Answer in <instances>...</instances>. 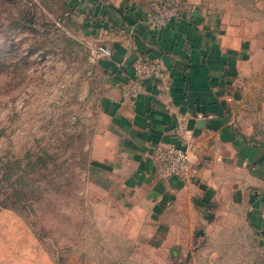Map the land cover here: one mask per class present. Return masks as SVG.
<instances>
[{
    "label": "rangeland",
    "instance_id": "374dc122",
    "mask_svg": "<svg viewBox=\"0 0 264 264\" xmlns=\"http://www.w3.org/2000/svg\"><path fill=\"white\" fill-rule=\"evenodd\" d=\"M85 1L0 0V264H264L257 183L224 206L194 253L152 244L147 206L136 216L104 167L112 69L102 49L119 30ZM146 1L153 12L203 6L240 35L249 58L231 117L264 148V0Z\"/></svg>",
    "mask_w": 264,
    "mask_h": 264
},
{
    "label": "crops",
    "instance_id": "0c3cea01",
    "mask_svg": "<svg viewBox=\"0 0 264 264\" xmlns=\"http://www.w3.org/2000/svg\"><path fill=\"white\" fill-rule=\"evenodd\" d=\"M85 3L105 27L119 30L104 47L112 69L104 167L135 214L147 206L152 244L194 253L225 205L252 196L255 183L264 188V148L231 117L247 44L220 13L200 5L183 7L178 18L154 29L146 24L153 12L146 0ZM139 61L155 63L163 76L145 79L126 98ZM171 146L189 152L191 180L160 179L157 156Z\"/></svg>",
    "mask_w": 264,
    "mask_h": 264
},
{
    "label": "built area",
    "instance_id": "2783aa9c",
    "mask_svg": "<svg viewBox=\"0 0 264 264\" xmlns=\"http://www.w3.org/2000/svg\"><path fill=\"white\" fill-rule=\"evenodd\" d=\"M181 8L172 3H161L156 10L148 16L146 24L150 28L161 29L166 27L174 18H178ZM106 56L110 52L102 49ZM134 78L132 84L124 90V96L130 97L133 93L140 91L142 82L147 78L162 77V70L153 62L139 61L133 65ZM158 175L160 179L191 180L195 170L191 166L190 154L184 148L171 146L161 150L157 156Z\"/></svg>",
    "mask_w": 264,
    "mask_h": 264
},
{
    "label": "trees",
    "instance_id": "16d2710c",
    "mask_svg": "<svg viewBox=\"0 0 264 264\" xmlns=\"http://www.w3.org/2000/svg\"><path fill=\"white\" fill-rule=\"evenodd\" d=\"M113 8V7H112ZM113 9H115V8H113Z\"/></svg>",
    "mask_w": 264,
    "mask_h": 264
}]
</instances>
